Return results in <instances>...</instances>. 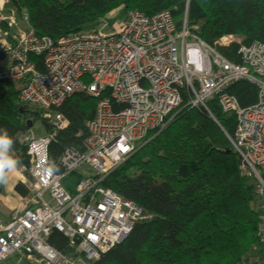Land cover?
Returning a JSON list of instances; mask_svg holds the SVG:
<instances>
[{
  "label": "built area",
  "instance_id": "1",
  "mask_svg": "<svg viewBox=\"0 0 264 264\" xmlns=\"http://www.w3.org/2000/svg\"><path fill=\"white\" fill-rule=\"evenodd\" d=\"M2 6V1H0ZM121 29L107 19L56 41L37 37L15 20L0 16V26L14 28L9 38L0 27V51L5 61L0 81L17 86L23 107L52 113L51 133L23 136L30 164L18 165L20 184L27 185L21 211L0 221V264L11 259L33 264H94L122 243L148 215L132 202L104 189L101 183L134 153L149 134L161 131L187 96V106L207 109L209 100L234 117L232 138L240 158V173L254 180L259 210L258 237L264 240V46H242L238 36H224L213 47L176 31L167 12L151 17L124 14ZM22 21L27 26V17ZM235 45L241 65L221 57L214 46ZM40 59V69L29 61ZM256 89V102L241 108L226 90L238 82ZM93 119L85 124L81 150L67 149L57 160L59 173L49 169L48 146L66 130L67 120L55 111L73 94L97 98ZM85 169L69 193L62 181ZM29 179H26V176ZM28 183H27V181ZM52 233L71 249L62 254L48 244Z\"/></svg>",
  "mask_w": 264,
  "mask_h": 264
},
{
  "label": "trees",
  "instance_id": "2",
  "mask_svg": "<svg viewBox=\"0 0 264 264\" xmlns=\"http://www.w3.org/2000/svg\"><path fill=\"white\" fill-rule=\"evenodd\" d=\"M3 1L11 9L0 16L14 19L16 28H28L52 41L93 29L108 13L120 9L148 17L167 12L176 31L185 26L190 35L211 47L224 36H238L244 47L264 46V0ZM0 27L8 38L15 30ZM214 48L227 61L241 65L237 46ZM5 58L0 51V68ZM28 58L40 69L39 58ZM18 89L0 81V128L8 130L15 157L28 168L30 161L20 140L36 122L45 134L51 133L52 113L21 106ZM226 93L241 108L256 102L255 87L244 81ZM106 96L73 94L55 111L68 126L48 146L49 169L59 173L57 160L63 151L81 150L85 124ZM206 108L187 106L183 92L180 107L165 127L149 134L129 159L105 177L104 189L140 207L148 218L94 264H264V240L257 237L259 210L252 206L255 183L241 175L240 158L227 139L233 135L234 117L223 113L215 99ZM81 177L72 172L62 186L72 193ZM14 191L21 198L28 194L23 184L15 185ZM48 244L62 254L71 252L67 240L57 233L50 235Z\"/></svg>",
  "mask_w": 264,
  "mask_h": 264
},
{
  "label": "rangeland",
  "instance_id": "3",
  "mask_svg": "<svg viewBox=\"0 0 264 264\" xmlns=\"http://www.w3.org/2000/svg\"><path fill=\"white\" fill-rule=\"evenodd\" d=\"M4 4L2 3V5H4ZM8 8L11 9V7H9V6H8ZM124 16H125L124 13L120 9L114 10V11L108 13L106 16H104L102 19H107V22H108V25H109V28L105 32H110L111 29H117V30L121 29ZM27 135L29 137H32V138L36 139V138L43 137L45 135V131L42 128V125L39 122H36L33 125V127L28 131ZM78 173L79 174H84V173H88V171L85 170V169H80L78 171ZM28 177L29 176L27 175L26 179ZM15 181L18 184H20V181H21L19 179L18 172L16 171V169L8 173V180H7L6 184H0L1 185V189H2L1 192H0V197H1V201H2V202H0V207L3 206V204H4L3 202L5 201V199H7V198L9 199L10 188L12 187V185H14ZM28 181H27V183H28ZM252 206L256 210V207H257L256 204H253Z\"/></svg>",
  "mask_w": 264,
  "mask_h": 264
},
{
  "label": "clouds",
  "instance_id": "4",
  "mask_svg": "<svg viewBox=\"0 0 264 264\" xmlns=\"http://www.w3.org/2000/svg\"><path fill=\"white\" fill-rule=\"evenodd\" d=\"M19 164L14 155V140L6 128H0V184L7 183L8 173Z\"/></svg>",
  "mask_w": 264,
  "mask_h": 264
},
{
  "label": "crops",
  "instance_id": "5",
  "mask_svg": "<svg viewBox=\"0 0 264 264\" xmlns=\"http://www.w3.org/2000/svg\"><path fill=\"white\" fill-rule=\"evenodd\" d=\"M0 1H2V3L4 4L3 0H0ZM5 11L6 12L10 11L8 6L6 7L4 5H2V6L0 5V15H4ZM17 184L18 183L15 181L14 185H12V187L10 188L9 199L8 198L5 199V201L3 202L4 203L3 206L0 207V221H2V222L8 221L10 215L14 211H21L22 210L23 198H21L19 195H17L16 192L14 191V186ZM25 186L27 188V185H25ZM0 202H2L1 197H0ZM1 264H33V262L32 261L31 262L25 261V260L19 261L17 259H11V260H8V261L3 262Z\"/></svg>",
  "mask_w": 264,
  "mask_h": 264
},
{
  "label": "water",
  "instance_id": "6",
  "mask_svg": "<svg viewBox=\"0 0 264 264\" xmlns=\"http://www.w3.org/2000/svg\"><path fill=\"white\" fill-rule=\"evenodd\" d=\"M27 128L29 129L30 128V124L27 122Z\"/></svg>",
  "mask_w": 264,
  "mask_h": 264
}]
</instances>
